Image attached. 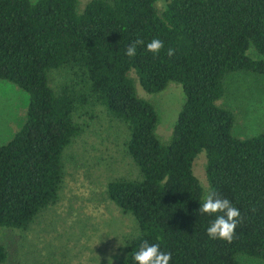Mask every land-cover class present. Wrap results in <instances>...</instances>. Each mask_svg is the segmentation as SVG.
<instances>
[{
  "label": "trees",
  "instance_id": "16d2710c",
  "mask_svg": "<svg viewBox=\"0 0 264 264\" xmlns=\"http://www.w3.org/2000/svg\"><path fill=\"white\" fill-rule=\"evenodd\" d=\"M155 1L90 0L78 13L76 0L34 7L0 0V81L28 95L22 126L0 144V228L26 231L56 203L64 152L84 131L80 114L102 107L126 126V155L141 175L106 185L107 198L139 228L117 264H135L143 242L171 253L169 264L264 261V133L235 137V115L216 104L228 75L264 76V0H167L161 16ZM153 38L164 43L156 55L146 50ZM138 39L144 44L127 56ZM131 70L148 93L171 81L182 88L167 145L155 135L154 107L135 94ZM202 150L209 190L240 211L231 242L207 235L223 213L198 210L203 190L192 163ZM7 259L0 240V264Z\"/></svg>",
  "mask_w": 264,
  "mask_h": 264
},
{
  "label": "rangeland",
  "instance_id": "374dc122",
  "mask_svg": "<svg viewBox=\"0 0 264 264\" xmlns=\"http://www.w3.org/2000/svg\"><path fill=\"white\" fill-rule=\"evenodd\" d=\"M76 1L77 11L82 13L90 0ZM166 3L155 1L159 16ZM248 55L258 58L253 49ZM59 73L53 71L50 77ZM129 77L136 96L154 107L155 135L167 145L184 101L181 86L171 81L163 91L148 93L134 70ZM225 84V94L216 104L235 115L233 135L244 139L264 133V76L231 74ZM27 105L25 92L0 81V144L8 142L22 126ZM89 113L80 114L84 131L64 152L63 181L56 203L45 208L26 231L0 228V240L8 248L6 264H117L125 256L129 241L138 235L135 219L123 214L106 195V185L115 178L141 179L139 169L126 155L127 128L106 116L102 107ZM205 167L202 150L193 160L192 171L203 198L209 191ZM238 261L264 264L245 256H239Z\"/></svg>",
  "mask_w": 264,
  "mask_h": 264
},
{
  "label": "clouds",
  "instance_id": "9594fccd",
  "mask_svg": "<svg viewBox=\"0 0 264 264\" xmlns=\"http://www.w3.org/2000/svg\"><path fill=\"white\" fill-rule=\"evenodd\" d=\"M32 6H35V0H33ZM143 40H136L131 43L125 54L129 57L136 55L137 45H143ZM164 47L163 41L153 38L146 45V50L154 55L159 54L160 50ZM175 54V50L169 48L167 55L169 57ZM199 212L205 214L223 213L215 218L214 221L207 228V235L211 239H223L231 242L235 234V229L239 222L240 211L232 205L228 199H221L213 191H208L204 196L203 203L199 207ZM171 259V253H165L160 250L159 244H149L143 242L134 256L133 260L135 264H169Z\"/></svg>",
  "mask_w": 264,
  "mask_h": 264
}]
</instances>
